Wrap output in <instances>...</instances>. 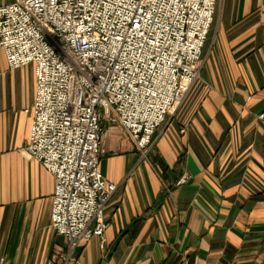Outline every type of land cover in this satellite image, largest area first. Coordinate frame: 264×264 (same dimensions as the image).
Segmentation results:
<instances>
[{"label": "crops", "instance_id": "0c3cea01", "mask_svg": "<svg viewBox=\"0 0 264 264\" xmlns=\"http://www.w3.org/2000/svg\"><path fill=\"white\" fill-rule=\"evenodd\" d=\"M35 90L34 64L9 69L0 49V260L10 264H46L68 247L51 225L54 177L24 153ZM263 112L264 0H217L199 76L148 150L108 128L99 168L118 186L104 244L80 243V264H264Z\"/></svg>", "mask_w": 264, "mask_h": 264}, {"label": "built area", "instance_id": "2783aa9c", "mask_svg": "<svg viewBox=\"0 0 264 264\" xmlns=\"http://www.w3.org/2000/svg\"><path fill=\"white\" fill-rule=\"evenodd\" d=\"M217 0H11L0 3L7 67L34 64L25 155L54 177L51 225L68 247L46 264H80L104 244L117 189L99 168L109 127L143 152L195 82ZM264 121V112L258 115ZM182 175L176 184L187 181ZM1 263L4 258H1Z\"/></svg>", "mask_w": 264, "mask_h": 264}, {"label": "rangeland", "instance_id": "374dc122", "mask_svg": "<svg viewBox=\"0 0 264 264\" xmlns=\"http://www.w3.org/2000/svg\"><path fill=\"white\" fill-rule=\"evenodd\" d=\"M5 1H6V2H9V1H11V0H5ZM198 76H199V75H198ZM180 105H181V104H180ZM178 106H179V105H178ZM178 106H177V107H178ZM175 109H176V108H175ZM175 109H174V110H175ZM174 110H173V111H174ZM126 132H127V131H126ZM127 134H128V133H127ZM133 142H134V141H133ZM134 144H135V143H134ZM1 258H4V257H1ZM4 262H7V261L5 260V258H4ZM0 263H1V260H0ZM7 263H8V262H7ZM1 264H4V263H1ZM8 264H10V263H8Z\"/></svg>", "mask_w": 264, "mask_h": 264}, {"label": "bare ground", "instance_id": "6f19581e", "mask_svg": "<svg viewBox=\"0 0 264 264\" xmlns=\"http://www.w3.org/2000/svg\"><path fill=\"white\" fill-rule=\"evenodd\" d=\"M198 75H199V71H198ZM198 77V76H197ZM197 79V78H196ZM175 109V108H174ZM174 109H172V111L174 110Z\"/></svg>", "mask_w": 264, "mask_h": 264}]
</instances>
